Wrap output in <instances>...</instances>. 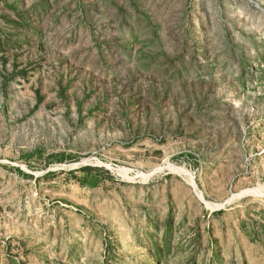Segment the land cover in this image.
Returning a JSON list of instances; mask_svg holds the SVG:
<instances>
[{"label": "rangeland", "instance_id": "rangeland-1", "mask_svg": "<svg viewBox=\"0 0 264 264\" xmlns=\"http://www.w3.org/2000/svg\"><path fill=\"white\" fill-rule=\"evenodd\" d=\"M0 264H264V0H0Z\"/></svg>", "mask_w": 264, "mask_h": 264}]
</instances>
